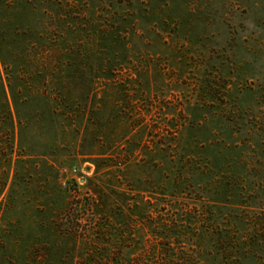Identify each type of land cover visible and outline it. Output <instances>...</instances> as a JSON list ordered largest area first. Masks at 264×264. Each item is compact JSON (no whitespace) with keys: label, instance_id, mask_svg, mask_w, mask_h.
Returning a JSON list of instances; mask_svg holds the SVG:
<instances>
[{"label":"rangeland","instance_id":"1","mask_svg":"<svg viewBox=\"0 0 264 264\" xmlns=\"http://www.w3.org/2000/svg\"><path fill=\"white\" fill-rule=\"evenodd\" d=\"M16 15L9 32L19 37L7 41L28 43L30 61L119 62L65 79L87 108L79 146L60 137L53 160L48 107L61 108L65 95L46 70L9 75L0 60V264H114L119 249L153 247L139 223L123 242L56 231L94 176L81 154L92 139L105 149L126 130L122 153L145 166L132 167V179L158 187L188 177L190 196L216 204L218 227L251 240L264 264V0H31ZM42 29L51 50L30 47Z\"/></svg>","mask_w":264,"mask_h":264},{"label":"trees","instance_id":"2","mask_svg":"<svg viewBox=\"0 0 264 264\" xmlns=\"http://www.w3.org/2000/svg\"><path fill=\"white\" fill-rule=\"evenodd\" d=\"M30 3L31 0H0V60L9 75L46 70L53 79V90L65 95L67 103L61 108L54 100L48 107L50 120L46 131L52 139L48 156L54 160L56 152L65 147L59 144L60 137H68L67 144L74 149L79 146L78 135L82 126L78 118L87 108L76 103V93L69 90L72 84L65 79L76 78L74 73L83 75V71L95 68L112 70L119 61L114 63L103 59L86 62L78 57L62 55L46 62L38 58L30 61L28 43L7 41V36H11L12 42L19 37L18 28L9 32V22L17 18L16 14L23 5ZM117 33L112 31L111 36ZM46 36L42 29L30 47L51 50L52 43L42 41ZM121 61L126 63L123 59ZM90 84L89 92L92 91ZM9 89L12 93L14 88L11 83ZM87 110L96 112L92 107ZM19 122L22 128L24 123ZM126 134L127 130L119 141L111 142L107 149H103L99 139H92L89 152L81 154L84 162L95 166L94 176L87 178L85 195H72L67 211L56 225L60 236L77 237L85 243H93L94 239L109 241L108 238L113 236L123 242L126 237L123 233L139 223L146 230L143 243L153 247L128 251L119 249L112 254L114 264H257L256 253L251 247L254 243L250 240L247 245L245 239L236 234L223 232L215 218L217 205L204 201L198 195L191 197V193L187 192V186H190L188 177L177 174L169 178V184L163 180L158 187L145 186V179L140 177L132 179L130 169L135 167L140 171L145 166L130 161V156L122 153L120 141H125ZM53 160L49 166L55 170ZM75 160L76 157L70 159ZM59 191L57 194H60ZM84 215L90 220L85 219L86 223L81 226L77 221Z\"/></svg>","mask_w":264,"mask_h":264}]
</instances>
